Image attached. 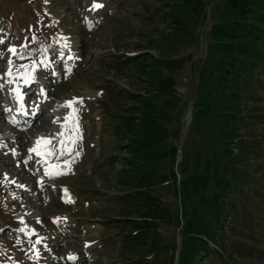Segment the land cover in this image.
<instances>
[{"label":"rangeland","instance_id":"1","mask_svg":"<svg viewBox=\"0 0 264 264\" xmlns=\"http://www.w3.org/2000/svg\"><path fill=\"white\" fill-rule=\"evenodd\" d=\"M96 3L103 7L93 13ZM226 10V0H0L1 264L7 253L37 256L36 240L43 246L32 264H173L183 200L174 174L181 184L182 160L176 163L172 146L183 152L202 63ZM33 66L35 94L24 93L22 80L25 108L17 110L18 77ZM255 79L246 92L256 98L247 101L260 111L264 68ZM164 81L173 97L160 90ZM74 99L83 100L74 105L80 139L74 119L61 125L62 109ZM36 110L46 122L19 124L20 111L30 122ZM246 120L245 139L255 146L248 154L256 153L249 168L258 183L248 185L243 213L229 214L226 229L214 220V251L196 264H264V121ZM40 138L51 141H41L43 155L30 151ZM46 162L54 175L45 174ZM141 183L153 188L139 192ZM148 193L173 214L160 225L150 219L147 244L126 245L128 234L141 238L135 224L143 208L135 201Z\"/></svg>","mask_w":264,"mask_h":264},{"label":"trees","instance_id":"2","mask_svg":"<svg viewBox=\"0 0 264 264\" xmlns=\"http://www.w3.org/2000/svg\"><path fill=\"white\" fill-rule=\"evenodd\" d=\"M226 8L227 20L213 28L212 51L202 63L193 122L183 149V161L177 164L181 184L174 173L179 197L183 200L179 264H196L200 254L203 257L214 251L210 245L211 242L216 244L217 235L210 234L214 220L218 224L223 221L220 226L224 224L226 229L229 214H238L239 210L243 213L242 199L248 185L252 190L254 183H258L256 172L249 168V161L256 153L248 154V151L255 146L245 139L244 131L247 117L264 121V110L248 104L247 99H255V94L246 92L249 85L256 84V70L264 68V45L260 42L264 41V0H226ZM165 83H161L160 90L173 97ZM160 137L167 138L166 135ZM172 148L177 163L180 148L177 145ZM133 165L134 169L138 166ZM138 188L142 192L152 189L153 184L141 183ZM135 202L143 208L135 224L141 238L135 241L128 234L129 240L125 238V243L142 247L147 244L144 236L151 232L150 219L160 225L173 212L164 207L159 196L150 193ZM175 248L176 253L178 243Z\"/></svg>","mask_w":264,"mask_h":264},{"label":"bare ground","instance_id":"3","mask_svg":"<svg viewBox=\"0 0 264 264\" xmlns=\"http://www.w3.org/2000/svg\"><path fill=\"white\" fill-rule=\"evenodd\" d=\"M92 12L94 13L95 11H97V9H94L93 8V6H92ZM99 9H101V8H99ZM64 44L65 43H63L62 44V53L64 54V58L66 59V61L67 60H70V56H69V53H67L68 51H67V48L64 46ZM58 51V50H57ZM59 51H61V50H59ZM58 56L60 57L61 56V54H58ZM55 60L58 62V59H56L55 58ZM45 60H43L42 62H44ZM73 61H75V57H74V59H73ZM56 63V62H55ZM68 63V62H67ZM72 63V62H71ZM47 64H48V62H47ZM46 66H48V65H46ZM68 66H69V70H71V64L69 63L68 64ZM50 68V67H49ZM48 68V69H49ZM68 69V68H67ZM68 70V71H69ZM38 83V82H37ZM36 83V81H29L27 84L25 83V85L23 86V88H24V92H28V93H30L31 95L32 94H35V90H34V86L37 84ZM40 85V84H39ZM18 88H19V90L20 89H22L20 86H18ZM32 97V96H31ZM37 97V96H36ZM48 107H47V110L48 111H51V109H49L50 108V106L49 105H47ZM65 109V108H64ZM31 113H32V111H31ZM39 113H40V111H33V113L32 114H34V118L32 117V119L33 120H31L30 122H28V121H26L25 119H22V117L21 116H23V115H21V114H19V115H21V116H19V119H21V121H19V124H25V125H29V124H31L32 123V126L33 125H35L36 123H39V122H46L45 120H44V118L42 117L41 118V116L39 115ZM68 113V111L67 110H63L62 109V115H65V114H67ZM12 114V113H11ZM73 114V112H71V115ZM23 117H25V116H23ZM188 118H189V120H188ZM186 119H187V123L188 124H190L191 123V121H192V113L191 114H189L188 113V115H187V117H186ZM65 122H68V120L67 121H65ZM26 129H28V128H26ZM39 150H40V148H39ZM44 151V150H43ZM42 150H41V152H43ZM41 155H43V154H41ZM45 155V154H44ZM42 157V156H41ZM43 158V157H42ZM47 161H50V159L49 160H47ZM53 162V161H52ZM51 164V163H50ZM49 164V162H46L45 163V166L46 167H48V169L49 170H51L52 171V169H54L55 168V166H52V165H50ZM42 167V166H41ZM59 167V166H58ZM66 201H68V200H66ZM69 202V201H68ZM62 222V221H61ZM64 223V222H63ZM65 224V223H64ZM27 235H29L30 236V239H33V234L31 235L30 234V232H27ZM34 242V241H33ZM34 243H36V251H37V253L39 252V248L41 247V246H43V242L42 241H39V243H37V240L34 242ZM34 243H32V241H31V244L32 245H34ZM3 244H4V246H5V248H6V251H8V252H11V245H9L7 242H3ZM4 249V248H3ZM5 251V252H6ZM4 252V251H3ZM13 252H15V251H13ZM16 253H18V252H16ZM14 254L15 255V257H13L11 254H9V253H7V255H10L11 257H4V264H8L9 262H13V258H14V260L16 261V263L15 264H32L33 262H36V259L37 258H35V257H37V256H39V255H37V256H35V254H34V252H33V257L31 258V259H28V260H25L24 259V257H22V255H19V254ZM3 254V253H2ZM5 254V253H4ZM30 258V257H29ZM39 258V257H38ZM7 259H10L9 261H7ZM74 261V260H73ZM1 264V263H0Z\"/></svg>","mask_w":264,"mask_h":264},{"label":"snow or ice","instance_id":"4","mask_svg":"<svg viewBox=\"0 0 264 264\" xmlns=\"http://www.w3.org/2000/svg\"><path fill=\"white\" fill-rule=\"evenodd\" d=\"M102 7H103V5L102 4H98V3H96V4L93 5V8L94 9H99V8H102ZM0 42H2V41H0ZM64 46L65 47H68L67 44H65ZM9 51L12 52L13 54H17L15 48H11V49H9ZM10 63H11V61H10ZM31 71L32 70L29 69L28 73L23 77L24 82L26 84L32 79ZM7 76L10 78V80H9L10 83L11 82H14L13 79H12V73H11V71H9L7 73ZM0 79H2V78H0ZM2 87H3V85L0 84V88H2ZM41 94H43V90H41ZM14 99H16L19 102L20 109L23 111L24 108H25V105L23 103V95L21 94V92H20L19 89L14 90ZM77 103L82 104L83 103V100L82 99H74L73 101L68 102L65 106L72 109L73 117H71V118L74 119V122H75V125H76V129H77V139H80L81 138V135H80V131H79V117H78L77 109L74 107V105H76ZM6 110L7 111H11V109H6ZM23 114L26 115L27 113L24 112ZM66 119H69V118L66 117ZM11 123H13L14 125H17L18 124V122L15 120V118H13L11 120ZM42 140H43L44 144H46V145H50L51 144V141L50 140H44V138H40L37 141V148H33L30 151L35 152L37 155H41V153L39 151H37V149L39 148L40 143H41ZM71 143L74 144V143H76V141L74 140ZM61 144L63 145V141L61 142ZM4 146L5 145L0 144V147H4ZM69 151H71V148H69ZM48 154L51 155L53 153H48ZM62 154H63V152H61V155ZM45 174L46 175H49V176L54 175V173L51 170H49ZM55 174H59V173H55ZM37 243H39V241H37ZM37 255H38V253H37ZM72 259L75 260L76 257H72Z\"/></svg>","mask_w":264,"mask_h":264},{"label":"water","instance_id":"5","mask_svg":"<svg viewBox=\"0 0 264 264\" xmlns=\"http://www.w3.org/2000/svg\"><path fill=\"white\" fill-rule=\"evenodd\" d=\"M194 105H193V103H192V105L190 106V109H189V114H191V113H193V107ZM189 125V124H188ZM182 158H183V152L182 151H180L179 152V155H178V160H182ZM181 244H182V237H181V235L179 236V245L181 246ZM179 253H180V248H179V251H178V255H179ZM177 255V256H178Z\"/></svg>","mask_w":264,"mask_h":264}]
</instances>
